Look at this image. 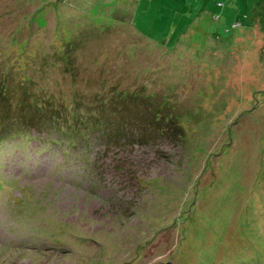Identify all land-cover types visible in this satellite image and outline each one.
I'll return each instance as SVG.
<instances>
[{"label":"rangeland","instance_id":"obj_1","mask_svg":"<svg viewBox=\"0 0 264 264\" xmlns=\"http://www.w3.org/2000/svg\"><path fill=\"white\" fill-rule=\"evenodd\" d=\"M0 135V264H264V1L0 0Z\"/></svg>","mask_w":264,"mask_h":264},{"label":"trees","instance_id":"obj_2","mask_svg":"<svg viewBox=\"0 0 264 264\" xmlns=\"http://www.w3.org/2000/svg\"><path fill=\"white\" fill-rule=\"evenodd\" d=\"M264 1V0H263ZM236 21H234L233 22V25H234V23H235ZM239 22V21H238ZM1 83H3V81H1ZM28 90L26 89V88H24L23 89V91H21L22 93H24V92H27ZM28 93H31V94H34L35 92H28ZM50 96V94H39V95H35V96H33V97H30V102H31V104H35V105H37V106H42L43 104V102H40V99L41 98H48ZM24 102H25V100H24ZM26 103V105H27V102H25ZM53 111H52V113L49 111L47 114H46V116L44 115V116H41V118H43V123H45V124H48V125H41L40 127H42V128H51L52 127V125H55L56 123H57V121H58V119H61V116L63 117V120L64 119H66V122H68V117H67V115L65 114V113H63V112H60L59 111V108L58 107H55V109H52ZM59 114V115H58ZM58 115V116H57ZM72 118L73 119H77V120H81V117L78 115V114H76V113H73L72 112ZM92 121H94L93 119H92ZM25 122V121H24ZM28 124H30V125H32V126H34V127H36L35 126V121H29L28 120ZM95 128L97 129V126H95ZM98 130H100L99 128H98ZM101 132H103L102 131V129L100 130ZM8 131H5V133H7ZM1 136V135H0ZM264 201V200H263ZM263 209H264V207H263Z\"/></svg>","mask_w":264,"mask_h":264},{"label":"water","instance_id":"obj_3","mask_svg":"<svg viewBox=\"0 0 264 264\" xmlns=\"http://www.w3.org/2000/svg\"><path fill=\"white\" fill-rule=\"evenodd\" d=\"M114 264H118V263H114ZM154 264H171L170 260H166V261H159V262H156Z\"/></svg>","mask_w":264,"mask_h":264}]
</instances>
